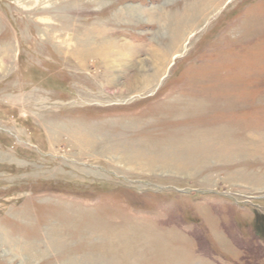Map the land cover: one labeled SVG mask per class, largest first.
<instances>
[{
  "label": "rangeland",
  "instance_id": "374dc122",
  "mask_svg": "<svg viewBox=\"0 0 264 264\" xmlns=\"http://www.w3.org/2000/svg\"><path fill=\"white\" fill-rule=\"evenodd\" d=\"M202 1L0 0V264H264V0Z\"/></svg>",
  "mask_w": 264,
  "mask_h": 264
},
{
  "label": "bare ground",
  "instance_id": "6f19581e",
  "mask_svg": "<svg viewBox=\"0 0 264 264\" xmlns=\"http://www.w3.org/2000/svg\"><path fill=\"white\" fill-rule=\"evenodd\" d=\"M203 1H204V0H203ZM203 1H202V2H203ZM205 2H207V1H205ZM152 164H153V163H152ZM27 251H29V250H27ZM27 251H26V252H27ZM32 251H33V249H32ZM34 251H35V250H34ZM27 254H28V253H27ZM18 257H19V256H18ZM25 259H26V260H29L30 257H29V256H28V257H25ZM27 262H28V261H27Z\"/></svg>",
  "mask_w": 264,
  "mask_h": 264
}]
</instances>
